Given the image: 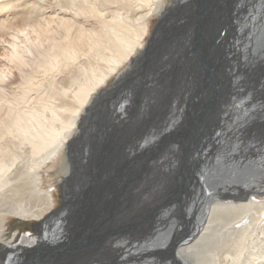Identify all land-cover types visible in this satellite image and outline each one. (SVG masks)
Here are the masks:
<instances>
[{"label": "bare ground", "instance_id": "bare-ground-1", "mask_svg": "<svg viewBox=\"0 0 264 264\" xmlns=\"http://www.w3.org/2000/svg\"><path fill=\"white\" fill-rule=\"evenodd\" d=\"M19 1L0 264H264V0Z\"/></svg>", "mask_w": 264, "mask_h": 264}, {"label": "rangeland", "instance_id": "rangeland-1", "mask_svg": "<svg viewBox=\"0 0 264 264\" xmlns=\"http://www.w3.org/2000/svg\"><path fill=\"white\" fill-rule=\"evenodd\" d=\"M11 2H12V5H13V8H16L17 7V5L18 4H20V2L21 1H19V0H14V1H12V0H10ZM167 2H169L170 0H166ZM198 8V7H197ZM3 21H7L8 22V20H4V19H2V21L1 22H3ZM152 22V24L155 22V20H152L151 21ZM39 54V53H38ZM40 55L41 54H39V55H36L35 57L34 56H32V55H30V56H28L26 59H27V61H28V64H27V66H25V71H28V72H32V70L35 68V63L39 60V57H40ZM128 65V64H127ZM127 65L125 66V67H127ZM128 68V67H127ZM125 69V68H124ZM182 71V70H181ZM133 74L134 73H132L131 74V72H128V76L127 75H125L124 77H122V78H120V81H122V82H120L119 83V85H121L125 80H127L129 77H131V76H133ZM183 74V72H181V75ZM184 78V79H183ZM184 80V82L186 81V79H185V77L184 76H181L179 79H178V82H179V80ZM7 80H10L11 81V75H10V77H8L7 78ZM187 82H189V81H187ZM185 86H186V84H185ZM116 87H119V86H116ZM209 103V102H208ZM208 103H206L204 106H207V104ZM90 120V119H89ZM86 122H87V120H86ZM177 136V135H176ZM178 136H179V134H178ZM70 163V162H69ZM45 176H46V180H45V182H46V187L47 188H51L52 189V187L54 186V183H56V179H55V177L53 176V175H51V174H45ZM62 188L61 189H57V198H58V202H62V199L60 198V197H62ZM59 203V204H60ZM58 204V205H59ZM13 227H14V229L15 230H20V234H22V233H28V231L29 230H31L30 229V225H28V223H26V222H15V224L13 225Z\"/></svg>", "mask_w": 264, "mask_h": 264}, {"label": "water", "instance_id": "water-1", "mask_svg": "<svg viewBox=\"0 0 264 264\" xmlns=\"http://www.w3.org/2000/svg\"><path fill=\"white\" fill-rule=\"evenodd\" d=\"M208 82H211V84H212V81H211V79H209V81ZM103 129V128H102ZM102 129H101V131H102ZM102 137V136H101ZM101 137H99V139L101 138Z\"/></svg>", "mask_w": 264, "mask_h": 264}]
</instances>
